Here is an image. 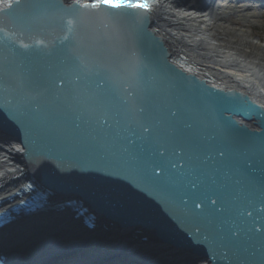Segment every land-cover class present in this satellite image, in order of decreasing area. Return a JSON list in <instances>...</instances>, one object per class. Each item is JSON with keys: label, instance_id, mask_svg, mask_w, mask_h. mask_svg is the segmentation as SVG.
<instances>
[{"label": "water", "instance_id": "95a60500", "mask_svg": "<svg viewBox=\"0 0 264 264\" xmlns=\"http://www.w3.org/2000/svg\"><path fill=\"white\" fill-rule=\"evenodd\" d=\"M10 4L0 127L16 140L1 134L0 150L30 179L45 168L77 185L116 229L144 232L138 243L204 264H264V98L186 63L152 25L162 1Z\"/></svg>", "mask_w": 264, "mask_h": 264}, {"label": "bare ground", "instance_id": "6f19581e", "mask_svg": "<svg viewBox=\"0 0 264 264\" xmlns=\"http://www.w3.org/2000/svg\"><path fill=\"white\" fill-rule=\"evenodd\" d=\"M159 1L164 4L153 15L154 30L186 63L228 87L264 98V43L244 25L262 10L264 0ZM229 15L242 25L227 20ZM27 175L18 156L0 150V201L23 190ZM82 224L71 213L44 208L12 219L0 229L1 264H204L149 241L138 243L113 226L99 231Z\"/></svg>", "mask_w": 264, "mask_h": 264}, {"label": "snow or ice", "instance_id": "6c2138e0", "mask_svg": "<svg viewBox=\"0 0 264 264\" xmlns=\"http://www.w3.org/2000/svg\"><path fill=\"white\" fill-rule=\"evenodd\" d=\"M0 2H4V0H0ZM19 3V0H16ZM79 2V0H77ZM12 5L9 3L8 7ZM84 7H92V8H100L101 6H105L110 9H149L150 4L147 0H90L89 3H85ZM213 203H215L213 201ZM196 207H199L197 204Z\"/></svg>", "mask_w": 264, "mask_h": 264}, {"label": "rangeland", "instance_id": "374dc122", "mask_svg": "<svg viewBox=\"0 0 264 264\" xmlns=\"http://www.w3.org/2000/svg\"><path fill=\"white\" fill-rule=\"evenodd\" d=\"M263 6L264 4H259V8H262V10L255 13L254 14L255 17L249 18L250 21L247 24H244V25H248L249 33L251 37L256 38L260 44L264 43V7ZM226 19L237 25H242L240 19L235 15H229Z\"/></svg>", "mask_w": 264, "mask_h": 264}]
</instances>
